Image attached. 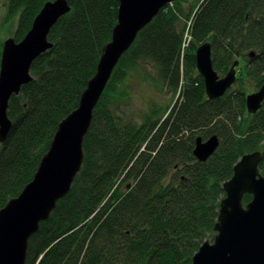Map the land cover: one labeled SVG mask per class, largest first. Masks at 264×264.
Masks as SVG:
<instances>
[{"label":"trees","instance_id":"16d2710c","mask_svg":"<svg viewBox=\"0 0 264 264\" xmlns=\"http://www.w3.org/2000/svg\"><path fill=\"white\" fill-rule=\"evenodd\" d=\"M48 1L8 0L5 19L18 17L15 43ZM67 3L69 12L49 31L52 47L31 64L32 81L8 102L12 127L0 144V209L33 179L117 22L118 0ZM206 42L220 77L239 62L234 86L213 100L194 56ZM140 64L151 66L159 92L175 102L164 111L151 102L138 122L120 108L117 91ZM263 82L264 0H175L161 9L114 68L83 139L80 170L28 240L24 264H191L215 235L222 185L239 158L259 151L264 177V101L255 114L245 108L246 94ZM197 137L218 139L203 163L192 155ZM250 200L245 195L243 204Z\"/></svg>","mask_w":264,"mask_h":264},{"label":"water","instance_id":"95a60500","mask_svg":"<svg viewBox=\"0 0 264 264\" xmlns=\"http://www.w3.org/2000/svg\"><path fill=\"white\" fill-rule=\"evenodd\" d=\"M117 22L111 39L103 48L95 75L87 83L78 108L63 119L54 134L47 153L21 193L0 209V264H24L28 240L53 212L58 200L70 190L79 172L82 143L89 128L92 112L99 101L122 55L131 47L137 34L157 13L175 0H118ZM70 10L66 0L46 2L34 18L31 28L18 43L13 38L2 44L0 55V143L11 129L6 116L12 95L32 79V62L47 52L52 44L50 29ZM196 71L203 80L209 100L222 97L234 84L238 61L219 77L211 62V45H199L195 52ZM249 58L253 53H249ZM264 101V82L245 97L248 114H255ZM218 139H195L192 155L199 163L216 151ZM259 151L243 155L233 167L231 178L222 185L224 198L219 205L215 235L204 241L193 255L191 264H264V177L258 172ZM251 200L243 204V197Z\"/></svg>","mask_w":264,"mask_h":264},{"label":"rangeland","instance_id":"374dc122","mask_svg":"<svg viewBox=\"0 0 264 264\" xmlns=\"http://www.w3.org/2000/svg\"><path fill=\"white\" fill-rule=\"evenodd\" d=\"M7 3L8 0H0V44L13 37L17 25L18 17L8 21L5 19ZM153 77L154 72L151 66L140 64L134 78L129 77L125 82V87L117 91L120 108L126 111L129 110L133 114L132 118L138 122L149 111L151 102H156L162 110L167 104H174L175 102L170 94L166 96V94L159 92L160 87L152 81Z\"/></svg>","mask_w":264,"mask_h":264},{"label":"bare ground","instance_id":"6f19581e","mask_svg":"<svg viewBox=\"0 0 264 264\" xmlns=\"http://www.w3.org/2000/svg\"><path fill=\"white\" fill-rule=\"evenodd\" d=\"M33 20H34V19H33ZM30 67H31V66H30ZM29 74H30V70H29ZM30 77H31V75H30ZM31 79H33V78L31 77ZM31 81H32V80H31ZM31 81H30V82H31ZM30 82H29V83H30ZM27 84H28V83H27ZM25 85H26V84H25ZM23 86H24V85H23ZM20 89H21V88H20ZM19 92H20V90H19ZM17 95H18V94H17ZM81 95H82V94H81ZM12 96H16V95H12ZM10 98H11V97H10ZM80 98H81V97H80ZM79 100H80V99H79ZM8 102H9V101H8ZM97 103H98V102H97ZM78 104H79V103H78ZM96 105H97V104H96ZM7 107H8V104H7ZM95 107H96V106H95ZM77 108H78V106H77ZM77 108H76V109H77ZM76 109H75V110H76ZM94 109H95V108H94ZM75 110H73V111H75ZM73 111H72V112H73ZM72 112H71V113H72ZM71 113H70V114H71ZM92 113H93V112H92ZM70 114H69V115H70ZM6 116H7V109H6ZM67 116H68V115H67ZM67 116H66V117H67ZM66 117H65V118H66ZM7 118H8V117H7ZM65 118H64V119H65ZM91 119H92V117H91ZM8 120H9V119H8ZM10 122H11V121H10ZM90 123H91V122H90ZM11 127H12V124H11ZM57 128H58V127H57ZM10 130H11V129H10ZM87 131H88V130H87ZM53 138H54V137H52V140H53ZM2 143H3V142H2ZM2 143H0V144H2ZM46 153H47V152H46ZM46 153H45V154H46ZM45 154H44V155H45ZM82 161H83V160H82ZM39 163H40V162H39ZM37 168H38V167H37ZM76 175H77V174H76ZM72 183H73V182H72ZM51 213H52V212H51ZM51 213H50V214H51Z\"/></svg>","mask_w":264,"mask_h":264}]
</instances>
